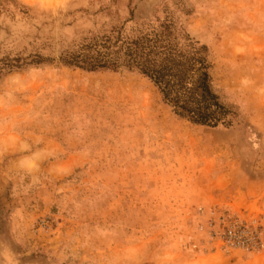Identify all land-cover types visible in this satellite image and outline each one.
<instances>
[{"label":"rangeland","instance_id":"374dc122","mask_svg":"<svg viewBox=\"0 0 264 264\" xmlns=\"http://www.w3.org/2000/svg\"><path fill=\"white\" fill-rule=\"evenodd\" d=\"M167 34L205 47L229 125L175 115L141 74L69 57ZM264 0H0V264H264Z\"/></svg>","mask_w":264,"mask_h":264},{"label":"trees","instance_id":"16d2710c","mask_svg":"<svg viewBox=\"0 0 264 264\" xmlns=\"http://www.w3.org/2000/svg\"><path fill=\"white\" fill-rule=\"evenodd\" d=\"M167 37L157 33L116 50L96 46L69 57L67 63L90 71H135L157 88L175 115L211 128L229 125L228 110L212 90L205 47L190 42L189 48L177 49Z\"/></svg>","mask_w":264,"mask_h":264},{"label":"built area","instance_id":"2783aa9c","mask_svg":"<svg viewBox=\"0 0 264 264\" xmlns=\"http://www.w3.org/2000/svg\"><path fill=\"white\" fill-rule=\"evenodd\" d=\"M207 229L211 244L225 253H256L264 247L259 224L237 214L222 212L209 220Z\"/></svg>","mask_w":264,"mask_h":264}]
</instances>
